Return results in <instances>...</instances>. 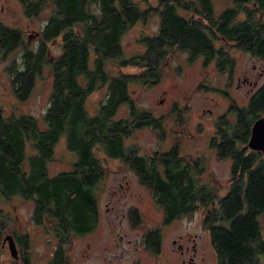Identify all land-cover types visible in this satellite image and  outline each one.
<instances>
[{
  "label": "trees",
  "instance_id": "trees-1",
  "mask_svg": "<svg viewBox=\"0 0 264 264\" xmlns=\"http://www.w3.org/2000/svg\"><path fill=\"white\" fill-rule=\"evenodd\" d=\"M155 1V6L142 7L137 0H18L24 17L42 19L34 49L27 48L22 30L0 21L1 58L20 48V66L11 72L14 98L26 100L44 70L51 79L41 123L29 115L0 112V203L14 197L33 202L34 224L47 232L51 229L58 241L55 258L47 264H70L69 235L96 226L95 190L103 173L95 149L128 166L169 220L198 208L211 209L204 226H209L218 264H260L264 157L245 145L251 125L264 113V85L237 112L233 127L229 120L219 119L211 135L209 144L217 157L230 158L232 163V179L223 197L201 182L206 173L201 158L182 155L176 144L166 151L140 154L138 147L126 146L124 138L148 125L163 136V118L138 109L129 86L156 82L172 52H185L190 61L203 58L204 65L214 60L219 72L234 65L226 45L264 59V0H232V6L219 13L214 12L211 0ZM152 15L159 19L156 31L136 40L143 46L142 53L125 57L123 35ZM57 39L60 50L53 54L47 44ZM127 66L141 71L123 72ZM96 89H105L106 94L90 114L85 99ZM123 104L129 106V117L116 118ZM176 111L174 106L172 112ZM62 138L76 161L71 170L50 176L48 164ZM236 138L239 150L232 143ZM6 216L0 209V241ZM128 217L134 227L143 222L135 208L128 210ZM215 221L225 223L214 225ZM18 238L26 252L8 264H31L28 239ZM145 243L157 253L158 232H148Z\"/></svg>",
  "mask_w": 264,
  "mask_h": 264
},
{
  "label": "rangeland",
  "instance_id": "rangeland-1",
  "mask_svg": "<svg viewBox=\"0 0 264 264\" xmlns=\"http://www.w3.org/2000/svg\"><path fill=\"white\" fill-rule=\"evenodd\" d=\"M137 1H140L142 7L147 4L156 5L155 0H150L149 3ZM211 1L215 13L233 4L232 0ZM41 20L24 17L18 0H0V21L22 30L28 49L37 46L38 37L33 33L41 27ZM158 22V17L152 15L146 21L131 27L122 37L123 55L130 57L141 54L143 46H139L136 40L143 34L155 32ZM59 44L57 39L47 45L50 52L56 54L60 50ZM224 49L233 57L234 65L230 72L233 79L226 73L219 72L214 60L204 65L203 58L190 61L187 53L176 51L161 66L156 82L130 84V95L137 108L163 118L164 136L161 131L148 125L134 129L130 136L124 138L125 145L138 147L140 154L164 151L178 144L182 155L201 158L205 163L206 173L210 174L205 173L201 182L207 183L219 198L229 189L231 160L219 159L207 147L204 139L212 134L214 120L226 111L232 101L243 107L247 98L252 95L255 86L240 84L237 87L238 79L256 81L257 86L264 84L263 58L240 51L233 45H226ZM20 55L19 48L5 60L0 56V112L6 116L12 113L29 115L41 123L48 106L51 79L47 70H44L36 78L27 99L17 101L11 87V72L14 67L20 66ZM122 70L135 74L141 71L131 66ZM105 94V89H96L86 97L85 107L90 114L97 110ZM174 106L176 112H172ZM128 117L129 106L123 104L118 109L116 118ZM93 153L103 173L95 190L98 220L91 231L69 235L67 256L70 264H182V260L187 262V254L182 256L180 250L184 251V247L189 246L193 238L196 246L195 264H216L207 233L200 227L199 222L192 221H196V213L192 215L193 218L182 217L162 228L158 255L147 250L143 243L144 233L146 229L161 223V207L128 166L118 159L108 158L97 149ZM75 161L76 155L67 150L62 138L55 146L54 159L48 164V173L54 176L71 170ZM211 177L217 185L212 184L214 181L210 182ZM130 208H135L143 219L137 227L129 221ZM0 209L7 215L2 222L5 227L4 234L16 232L15 234L28 239L27 252L31 264L48 262L57 239L51 229L47 232L44 227L34 224L33 202L14 197L8 202L0 203ZM20 248L25 254L23 242ZM12 259L14 258L8 248L0 247V264H8Z\"/></svg>",
  "mask_w": 264,
  "mask_h": 264
},
{
  "label": "flooded vegetation",
  "instance_id": "flooded-vegetation-1",
  "mask_svg": "<svg viewBox=\"0 0 264 264\" xmlns=\"http://www.w3.org/2000/svg\"><path fill=\"white\" fill-rule=\"evenodd\" d=\"M232 69H233V66H231L230 68H227V69H225V70H222V72L223 73H226L227 75H229V78H231V79H233L232 78V76L230 75V72L232 71ZM229 82V81H228ZM229 84V83H228ZM227 84V85H228ZM236 86L238 87V86H240V84H247V85H249V86H252V85H254L255 86V88H254V91L251 93L252 95H250L248 98H247V103L245 104V106H243V107H240V106H237L236 105V102L235 101H232V103L228 106V108L226 109V111L223 113V114H221V115H219V116H217V118L214 120V122H213V131H212V134L211 135H214V133L216 132V122L219 120V119H222V121H225L226 119L227 120H229L228 122H229V124L233 127L236 123H237V112L240 110V109H242V108H244V107H247L248 106V102H249V100H250V98L264 85H256V81H254V82H251V81H249V80H247L246 78H244V79H238L237 80V82H236ZM225 93V95L226 96H228V92L227 91H225L224 92ZM229 99H232L231 97H229ZM259 118H264V113H260L259 115H258V117L254 120V122L256 121V120H258ZM179 120H177V122H178ZM253 122V123H254ZM252 126V125H251ZM251 129V128H250ZM211 135H209L208 137H206L205 139H204V142L206 143V141H207V147H209L215 154H216V152H215V150L214 149H212L211 147H210V144H209V142H210V138H211ZM250 135V134H249ZM164 136V135H163ZM222 137H224V135H222ZM249 138V137H248ZM232 143H234V145H235V147L239 150L240 149V141H239V138H236V139H233V142ZM176 145H178V144H176ZM172 146H174V145H172ZM171 146V147H172ZM179 146V145H178ZM246 147H247V142H246V145H245ZM171 147H169V148H171ZM168 148V149H169ZM180 148V147H179ZM168 149H166V150H168ZM247 149H249L248 147H247ZM166 150H164V151H166ZM250 150V149H249ZM251 151H253V152H255V153H259L262 157H264V155L262 154V152L260 151V150H251ZM162 152V151H161ZM180 153H181V150H180ZM186 155H188V154H186ZM189 156V158L190 159H195L194 157H192L191 155H188ZM231 160V159H230ZM231 179H232V163H231V175H230V178H229V184H230V182H231ZM155 201V200H154ZM163 211V210H162ZM213 211L211 210V209H206V208H198V209H195V210H193L190 214H182V215H180V216H177L176 218H173V219H168V218H166V216H165V214L163 213V219H162V221H161V223L159 224V225H156L155 227H153V228H150V229H146V231H145V233H144V238H143V243H144V247L147 249V250H150V251H152V252H154L152 249H149V248H147V245H146V243H145V241H146V239H147V236H148V232H150L151 230H155V231H157L158 232V235H159V245H158V252L157 253H155V254H157L158 255V253L160 252V247H161V237H162V233H161V230H162V228L163 227H165V226H167V225H169V224H171V223H173V221L174 220H178V219H180V218H182V217H188L189 216V218L191 217V218H193L192 217V215H194L195 213L196 214H198V215H196V221H194V220H192L193 222H196V223H200V227H202L203 228V230L207 233V235H208V238H209V244H210V246H211V236H210V229H209V226H204V221H205V218L206 217H208V214H211ZM222 223H225V222H221V221H215V222H213V224L214 225H217V224H222ZM259 232H260V239L261 240H263L264 241V223H259ZM7 234H9V235H11L12 236V238H13V240H14V243H15V246H16V250H17V257L16 258H14V259H12V260H18V257L20 256V254H22V250H21V248H20V244H19V235L18 234H14V233H7ZM6 234H3V236H1V241H0V245H1V248L2 249H5V248H8L7 247V242H5V241H3L2 240V238L5 236ZM22 238V240H24L26 237H21ZM55 239H57V238H55ZM57 246H58V242H57V240H56V245H55V247H54V251H53V253H52V256H51V258L48 260V262H50L51 260H53L54 258H55V254H56V251H57ZM212 247V246H211ZM182 247H180V249H181ZM190 251V252H189ZM212 251L214 252V250H213V248H212ZM195 252H196V246H195V239L193 238L192 239V241H191V244L189 245V246H185L184 247V251H182V250H180V254L182 255V256H184V254L186 253L187 254V262H185L184 260H182V264H195V259H194V254H195ZM189 254H191V255H189ZM214 255H215V259H216V264H218V259H217V255L215 254V252H214ZM258 260H259V263L260 264H264V253H262L259 257H258ZM48 262H46L45 264H47Z\"/></svg>",
  "mask_w": 264,
  "mask_h": 264
},
{
  "label": "water",
  "instance_id": "water-1",
  "mask_svg": "<svg viewBox=\"0 0 264 264\" xmlns=\"http://www.w3.org/2000/svg\"><path fill=\"white\" fill-rule=\"evenodd\" d=\"M247 147L250 150H260L264 155V118H259L252 124L250 129V135L247 140ZM2 240L7 242V247L10 252V255L13 258H16L17 250L12 236L6 234L2 238Z\"/></svg>",
  "mask_w": 264,
  "mask_h": 264
}]
</instances>
